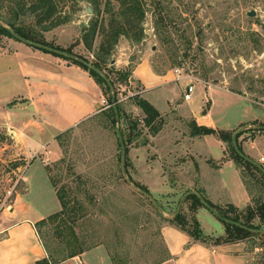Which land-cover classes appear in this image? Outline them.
<instances>
[{
  "label": "rangeland",
  "instance_id": "rangeland-1",
  "mask_svg": "<svg viewBox=\"0 0 264 264\" xmlns=\"http://www.w3.org/2000/svg\"><path fill=\"white\" fill-rule=\"evenodd\" d=\"M160 1L166 22L163 24L159 20L161 12L156 8V4L149 3L143 25V39L139 42L122 40L116 47L112 60H117L126 53L125 56L131 61L132 68L140 61L148 60L154 70L159 73L180 70L185 81L183 82L182 79L180 83L172 86L171 99L178 110L175 112L165 109L167 116L164 117L163 129L166 127V133H164L166 137H163V143H174L184 136V134L176 133L177 130L180 133L184 129L187 131L182 117H193L195 112L204 113L207 109H211L212 121L220 129L227 131L238 127L241 123L249 122L240 128L264 124V0ZM89 6L91 5L88 1L82 0L61 3V11L68 14L70 19L67 23L45 32V38L62 47H72L76 54L93 58V53L89 54L82 41L83 35L88 27L92 26V20L95 18L94 10L93 14L88 13ZM116 7H118L117 4ZM15 8L17 7L14 0H9L3 12L8 17L12 16ZM251 11L256 12L255 17L248 16ZM103 15V13L100 14L99 19H102ZM26 22L36 25V20L33 18L26 19ZM36 29L43 31V27L40 26H36ZM96 40L95 45L99 46L103 39L98 37ZM175 59L181 62L180 66H175ZM189 82L194 84L195 91L191 99L186 101L184 95ZM126 90V87H123L122 93ZM233 92L243 95L246 99ZM134 95L130 92L121 94L122 98H127L122 103L123 109L125 107V110H132L133 103L129 97ZM130 114L133 115V113ZM255 119L258 120L255 121ZM251 121H255L256 125H253L254 122ZM126 123L127 121L124 120L120 127L127 134ZM73 130L68 135L63 148L60 147L59 159L47 163L46 169L65 158L66 164L60 165L59 170L54 171V174L59 173L62 183L69 184L73 188L77 187L74 182L75 177H70L68 164L71 165L70 167L73 166L77 174H85L95 181L93 183L97 188L92 187V183L89 186L90 194H86V197L89 200L91 196H94L98 205L89 206L87 201L88 217L78 223L77 232L84 235L88 243L97 242L99 245L106 246L108 251L110 250L109 253L114 256L118 255L121 258L127 253L132 258L127 264L153 262L162 250V239L159 233L164 222L155 216L154 211L144 199H136V195L123 182H112L111 185L104 187L102 183L96 184V176L106 171H97L98 169L108 168L110 165L116 167V156L119 152L118 135L103 126L100 127L97 120L91 123L86 122ZM146 131L144 130L142 138L128 145L129 150L147 140ZM191 131L190 129V134ZM261 131L244 133L240 138L241 144L264 135V131ZM205 139L208 150L214 157L221 155V143L224 150H229L228 144L214 136L207 135ZM202 147L206 149L204 144ZM64 150L67 151L64 152ZM226 153L229 155L228 151ZM128 156L133 162V155L130 153ZM97 158H105V160L99 164ZM174 162H179V159ZM13 164L0 166L2 190H10L21 175L20 172L13 173ZM35 166L36 162L33 168ZM33 168L31 167L30 171ZM226 174L229 178H233L232 171L226 170ZM128 186L131 187L129 184ZM145 186L151 189L155 198L168 207L167 213L177 212L180 201L184 197V190L160 185ZM14 188L18 191L23 190L21 183ZM258 190L261 191L260 188ZM104 198H107L106 203H103ZM235 199H240L239 194H235ZM41 201L39 197L36 198V202L43 207V210L50 212L49 203ZM2 202L0 200V209L10 204L11 200L5 202V206ZM218 205L223 206L224 203ZM100 206L104 207L108 213L100 215L98 213ZM187 208L186 206L185 209ZM124 212L134 215L135 220L121 221V217L117 214ZM197 218L203 234L215 231L216 228L218 230L217 235L215 233V235H205L206 237L216 239L225 236L223 223L209 210L200 209L197 212ZM220 233L222 235L219 236ZM247 241L258 248L264 247L262 237L250 238ZM253 264H264V248L256 253Z\"/></svg>",
  "mask_w": 264,
  "mask_h": 264
},
{
  "label": "crops",
  "instance_id": "crops-1",
  "mask_svg": "<svg viewBox=\"0 0 264 264\" xmlns=\"http://www.w3.org/2000/svg\"><path fill=\"white\" fill-rule=\"evenodd\" d=\"M125 55L113 60L111 66L126 70L131 61ZM181 81L182 76L175 72L157 73L150 61L142 60L133 67L131 78L140 88L130 93L145 98L166 117L165 109L178 110L172 103L171 89ZM103 100H107L103 89L83 67L18 40L0 46V166L14 163L13 173H21L10 190L0 187L2 205L11 200L0 209V264H39L48 258L36 224L59 212L61 203L47 172V163L60 157L57 137L98 116L107 108ZM126 100L122 98L119 102ZM124 111L127 115L142 116L134 104L132 110L124 107ZM182 118L187 131L176 133L184 134L183 139L163 143L165 127L157 136L147 135V143L129 150L133 155V162L129 160L133 180L142 185L178 187L186 194L196 191L215 204L245 207L250 196L235 164L228 161L216 168L209 162L224 157L223 144L221 155L214 157L206 144L207 135L190 134L194 124L224 130L212 121L211 109ZM242 147L250 158L264 166V135L244 141ZM176 159L179 162H174ZM226 170L232 171L233 178L227 176ZM18 183L22 184V191L14 188ZM235 194H239V200ZM38 197L42 203H49L50 212L36 202ZM217 231L216 228L204 235H215ZM160 235L168 254L160 264H253L256 253L263 250L248 241L219 246L196 243L169 224L162 226ZM59 264L114 263L107 247L99 245Z\"/></svg>",
  "mask_w": 264,
  "mask_h": 264
},
{
  "label": "trees",
  "instance_id": "trees-1",
  "mask_svg": "<svg viewBox=\"0 0 264 264\" xmlns=\"http://www.w3.org/2000/svg\"><path fill=\"white\" fill-rule=\"evenodd\" d=\"M7 1L9 0H0V46L6 47L10 40H16L12 35V32H15L22 38H25L31 42L74 54L77 57L92 64L106 75L113 85L114 92L117 97L118 109L120 113V124L123 122V120L127 121V134L120 127V124L117 125L116 114L112 102V92L110 86L103 79V77L82 63L51 53L83 67L85 70L90 72L91 76L101 86L107 97L108 107L104 109L98 116L94 117L91 121L97 120L100 127L103 126V128L113 132L115 135H118L117 130L118 128L120 129L126 145V170L128 177L140 190L154 197L147 186L137 183L133 180L130 172L128 145L132 141L142 138L144 135V130H147V135L157 136L162 131L165 125V120L160 111L154 105L138 94L131 96L129 99L136 107L141 110L142 116L135 117L131 114L127 115L124 112L123 104L119 102L122 98L121 94L125 95L127 92L139 89L140 86H137V84L131 82L133 71L131 64L126 70L120 71L114 66H111V62L113 61L112 57L114 55L115 49L118 45H120L122 40L129 39L139 42L143 39V25L146 18L147 9L149 8L148 6L150 5L149 3L156 4V8L161 12L159 15V20L163 24L166 22V18L162 13L163 8L161 1L82 0L88 1L95 12V18L91 23L92 26L88 27L82 39L85 49L89 52V54L93 53V58L76 54L73 52L72 47H62L48 41L44 36L45 32H48L51 29L63 25L69 21V15L61 11V3H66L70 0H14L17 8L13 10V15L9 17L3 12L6 8ZM116 4L118 7H116ZM102 13L104 15L102 19H99L100 14ZM28 18H33L36 20V25L27 24L26 19ZM36 26L43 27V31H38ZM98 37H101L103 40L99 46H96L95 43ZM40 50L45 53H50L43 49ZM180 65L181 62H178L177 59H175V66ZM123 87H126L128 91L126 90L124 93H122ZM91 121L89 123H91ZM252 124L256 125V122ZM259 126H264V124ZM191 130L192 136L212 135L215 136L219 141L228 144L229 150H224V157L221 160H209V162H211L216 168H221L225 162H233L237 169L241 172L242 182L250 196V202L245 207L240 208L233 204H224L223 206L215 204L199 193L220 216L230 221L225 222L220 220L225 227L224 237L211 239L203 234L200 222L197 218V212L200 209L206 208L196 195H189L184 200L179 213L175 217H171V215L176 214V211L171 214L167 213L169 210L168 207H166L163 202L154 197L157 204L163 211V213L160 212L157 207L148 200V198L136 191L134 188L129 187L122 172V149L119 138V152L116 156V167L110 165L108 168L98 169L97 171H106L96 176V184L102 183L104 187L111 185L112 182H123L133 192V194L136 195V199H144V201L151 207V210L154 211L155 216L159 217L161 221L164 222V225L169 224L178 228L191 237L192 241L196 243H202L207 246H219L222 244L247 241L248 239L254 237L264 238V234H253L241 227L245 226L249 229L256 230L264 229V173L258 167L254 166L250 162H247L236 153L232 143V135L236 130L230 132L205 126H197L196 124L193 125ZM72 131L74 130L70 129L57 137L60 147L63 148L68 135ZM246 132L262 131L249 129L242 132L238 136V145L244 154L246 153L243 150L240 138ZM127 136L129 137L127 138ZM145 143L147 142L145 141L143 144ZM66 151L67 150H64V152ZM226 151L229 152V155H227ZM104 160L105 158H97L99 164ZM65 164L66 159L62 158L61 161L56 162L54 166L47 167L51 182L61 203V210L46 217L36 224L39 236L48 254V258L39 262V264H59L76 256H81L83 253L99 245L97 242L88 243L86 237L77 232V227L79 225L78 223L80 221H84L86 217H88V206L86 205L87 201L89 206L98 205L94 196H91L89 200L86 197V194H90L89 186L95 181L85 174H77L73 169V166L70 167L71 165L68 164L70 177H75L74 182L77 187L73 188L71 185L69 186V184L62 183L59 173L54 174V171H56V169L59 170L61 167L60 165L64 166ZM92 187H96L95 183H93ZM257 187L260 188L261 191H259ZM185 194L186 193H184V195ZM106 199L103 201V203L107 202ZM186 206L188 207L187 210L185 209ZM98 211L100 215H105L108 213V211L102 206L99 207ZM117 215L121 217V221L124 219L131 221L135 220L134 215H129L125 212ZM161 246L162 250L153 259L154 261L145 264H160L168 257L167 249L163 242H161ZM110 256L114 264H127V262L131 261L132 259L127 253L126 256H122L121 258H119L118 255L114 256L111 253Z\"/></svg>",
  "mask_w": 264,
  "mask_h": 264
},
{
  "label": "water",
  "instance_id": "water-1",
  "mask_svg": "<svg viewBox=\"0 0 264 264\" xmlns=\"http://www.w3.org/2000/svg\"><path fill=\"white\" fill-rule=\"evenodd\" d=\"M87 11L89 14H93V8L91 6H89L87 8ZM256 15V12L255 11H251L248 13V16L249 17H255ZM12 35L13 37L20 41V42H23L24 44H27L29 46H33V47H36L38 49H43V50H46L50 53H54V54H57L59 56H62V57H65V58H68V59H71V60H74V61H77L79 63H82L83 65H86L88 68L94 70L95 72H97L101 77H103V79L108 83V85L110 86V89H111V92H112V102H113V108H114V111H115V114H116V120H117V125L120 124V113H119V109H118V102H117V97H116V94L114 92V87L113 85L111 84V82L109 81V79L106 77V75L101 72L100 70H98L96 67H94L92 64L86 62L85 60L77 57L76 55L74 54H70V53H67V52H63V51H60V50H57V49H54V48H50V47H46V46H43V45H40V44H37V43H34V42H31L25 38H22L21 36H19L18 34H16L15 32H12ZM115 62H113L114 64ZM255 129V130H263L264 131V126H245V127H242L240 129H238L237 131H235L232 135V143H233V147L236 151V153L241 157L243 158L244 160H246L247 162H250L251 164H253L254 166L258 167L263 173H264V166H262L260 163L256 162L255 160H253L252 158L248 157L246 154H244L241 150H240V147L238 145V136L245 130H248V129ZM118 138H119V142H120V145H121V149H122V156H121V166H122V172H123V175L126 179V181L128 182V184L134 188L136 191L140 192L141 194H143L146 198H148L149 201H151L156 207L157 209L163 213L161 207L157 204L156 200L154 199V197H152L150 194L140 190L137 186L134 185V183L130 180V178L128 177V173H127V170H126V145H125V142H124V139H123V136L121 134V131L120 129L118 128ZM189 195H196L197 197H199V199L201 200V202L203 203V205L205 206V208L207 210H209L217 219L221 220V221H225V222H230L228 219H225L223 218L222 216H220L216 210L214 208H212L207 202L206 200L196 191H190L189 193H187L183 198L182 200L180 201V204H179V208L176 212V214H174L173 216L171 217H175L179 211H180V208L184 202V200L189 196ZM241 226V225H240ZM243 229H246L248 230L249 232L253 233V234H264V229H260V230H256V229H249L245 226H241Z\"/></svg>",
  "mask_w": 264,
  "mask_h": 264
},
{
  "label": "built area",
  "instance_id": "built-area-1",
  "mask_svg": "<svg viewBox=\"0 0 264 264\" xmlns=\"http://www.w3.org/2000/svg\"><path fill=\"white\" fill-rule=\"evenodd\" d=\"M175 74L181 76V72L179 69H176L175 71ZM183 80H185L184 78H182ZM195 91V86L192 82H189V84L187 85V88H186V92H185V95H184V98L186 101H189L191 99V96L192 94L194 93ZM103 105H105L106 107H108V102L107 100H103Z\"/></svg>",
  "mask_w": 264,
  "mask_h": 264
}]
</instances>
